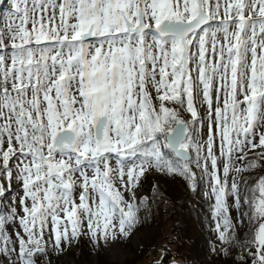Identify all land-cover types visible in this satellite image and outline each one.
I'll use <instances>...</instances> for the list:
<instances>
[{
    "label": "snow or ice",
    "instance_id": "snow-or-ice-1",
    "mask_svg": "<svg viewBox=\"0 0 264 264\" xmlns=\"http://www.w3.org/2000/svg\"><path fill=\"white\" fill-rule=\"evenodd\" d=\"M257 170L264 0H0L2 264L129 239L151 172L207 177L219 252L264 264Z\"/></svg>",
    "mask_w": 264,
    "mask_h": 264
},
{
    "label": "rangeland",
    "instance_id": "rangeland-1",
    "mask_svg": "<svg viewBox=\"0 0 264 264\" xmlns=\"http://www.w3.org/2000/svg\"><path fill=\"white\" fill-rule=\"evenodd\" d=\"M201 114L203 115L202 109ZM184 115L187 118V114L185 113ZM201 134L206 138V127L201 129ZM147 174L150 175L151 179L145 182L141 180L137 191L138 200L142 197L151 198L155 190L154 185L156 186L157 182L163 190L168 189V187L171 189V187L175 186L172 177L155 172ZM197 182H202V188L200 194H196L195 200L200 211L199 213L208 219V224L206 227L202 226V231L209 238L207 244H204L203 249H201L200 260L203 264H228L230 260L229 255L226 256L219 252L220 242L217 240V234L214 231L215 220L213 219V211L209 213L207 208L204 207L213 204V200L209 198L211 194L209 180L207 177L202 179L198 177ZM13 187L15 188L16 186L14 185ZM205 193H208L209 196H206ZM9 202L6 201L5 203ZM149 203L141 207L140 217L142 223L137 226L129 239L108 248L102 247L97 250L92 247L86 238L82 237L79 244L73 246L69 251L64 252L60 256H53L52 264H165L164 258L168 259V264H176L178 254L174 250L175 245L172 239L171 224L170 222H167L165 225L159 223L162 219L170 218L168 216L169 209L166 208L165 214L159 216L153 202L149 201ZM231 203V198H229V204L231 205ZM230 211L233 222H235L238 213L234 208H230ZM156 215L158 216V220L155 222ZM200 220L203 223L202 217H200ZM242 229L243 227H240L236 235H240ZM13 230V227L8 228L9 232ZM214 246L217 249L215 252L212 250ZM168 247L170 248V254L166 252ZM231 250L232 247H229V253Z\"/></svg>",
    "mask_w": 264,
    "mask_h": 264
},
{
    "label": "trees",
    "instance_id": "trees-1",
    "mask_svg": "<svg viewBox=\"0 0 264 264\" xmlns=\"http://www.w3.org/2000/svg\"><path fill=\"white\" fill-rule=\"evenodd\" d=\"M255 151L260 150L256 149ZM257 173L259 175H264V170H257V172L251 174L245 173V176L251 175L253 178H256ZM172 178L174 179L175 186L171 187V189L168 187V189L163 190L161 189V185L157 182L151 198L146 201V205H148L149 201L153 202L159 216L165 214L166 208L169 209L168 216L170 218L162 219L159 223L165 225L167 222H170L171 224V233H173L172 239L175 245L174 250L178 254L176 264H203L200 260V253L204 244H207L209 241V238L204 231H202V226L206 227L208 219L203 214L199 213L200 211L195 200L196 194H200L202 182H197L196 191H192L187 181L181 177L174 176ZM252 182V180L249 181V183ZM204 207L207 208L209 213L213 211L212 205ZM156 217L155 222L158 220L157 215ZM200 217L203 218V223H201ZM247 232L248 228L243 227L242 233L240 235L237 234V239L243 240ZM169 251L170 248L168 247L166 252L168 253ZM239 254L240 249L238 247H232L228 264H235L236 257ZM3 260L4 258L0 257V264H2ZM164 263L168 264V259L164 258Z\"/></svg>",
    "mask_w": 264,
    "mask_h": 264
},
{
    "label": "bare ground",
    "instance_id": "bare-ground-1",
    "mask_svg": "<svg viewBox=\"0 0 264 264\" xmlns=\"http://www.w3.org/2000/svg\"><path fill=\"white\" fill-rule=\"evenodd\" d=\"M148 179H151L150 178V175H148L147 173L145 174V177H143L141 180H142V182H145L146 180H148Z\"/></svg>",
    "mask_w": 264,
    "mask_h": 264
}]
</instances>
